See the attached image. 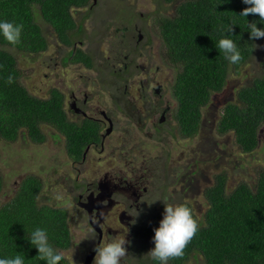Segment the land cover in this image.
<instances>
[{
    "label": "trees",
    "instance_id": "16d2710c",
    "mask_svg": "<svg viewBox=\"0 0 264 264\" xmlns=\"http://www.w3.org/2000/svg\"><path fill=\"white\" fill-rule=\"evenodd\" d=\"M178 2L172 18L157 17L160 31L182 65L175 87L183 130L196 136L203 110L214 94L224 91L229 75L239 73L264 40V0H165ZM89 0H0V139L16 142L24 136L35 144L46 141L45 128L69 138L65 149L80 157L74 147L76 127L68 124L62 94L35 97L21 84L20 62L9 50L24 56L47 51L45 32L35 10L64 43L67 32L77 29L72 10ZM263 74L237 91L218 123L220 135L233 133L244 155L259 145L264 127ZM43 130V131H42ZM224 173L204 192L206 210L196 216L190 204L179 210L183 227L174 244L162 248L171 264L200 259L203 264H264V168L255 185L240 183L229 190ZM3 179L0 174V194ZM43 183L29 176L14 197L0 208V264H68L57 253L67 246L70 232L62 211L41 197ZM202 211V212H203ZM153 257V255L151 256ZM156 263L161 253L155 252Z\"/></svg>",
    "mask_w": 264,
    "mask_h": 264
},
{
    "label": "flooded vegetation",
    "instance_id": "af4514ba",
    "mask_svg": "<svg viewBox=\"0 0 264 264\" xmlns=\"http://www.w3.org/2000/svg\"><path fill=\"white\" fill-rule=\"evenodd\" d=\"M112 2L92 0L91 5L88 2L73 9L78 27L67 32L69 43H64L54 32L62 48L61 61L44 68L46 73L51 72L46 81L55 85L46 97H51L54 90L62 94L68 124L75 126L76 132L81 131L73 145L84 149L78 158L69 156L65 149L67 143L70 145L69 138L57 131L53 133L52 127L45 128L56 145L63 146L69 171L75 176V180L70 179L74 188L71 206L56 209L62 211L71 241L81 244L77 250L84 251L83 264H171L162 248L171 247L183 227L181 205L197 201L201 184L197 182L196 163L199 166V162L205 161L208 165L216 160L220 142L192 147V159L183 152L172 156V137L190 143L197 141L202 126L206 125L205 115L196 136L183 130L175 94L182 65L162 37L158 20L143 13L135 20L119 16L115 19L111 15L98 19V10ZM136 19L143 24H135ZM72 65L93 73L94 81L101 85V96L89 94L74 78H63L68 76ZM80 66L74 70L76 76ZM102 98L109 99L110 105L106 104L109 107ZM219 116L218 112L211 114L213 126L222 136L217 128ZM150 147H158L155 158L148 152ZM99 149L101 153L109 152L97 166H107L110 170L98 178L100 171L94 172L83 185L81 176L92 166V152ZM206 170L202 177L208 173L205 179L208 181L213 177L211 165ZM158 181L162 184L158 185ZM214 181L211 180L213 185ZM159 190L161 206L154 201ZM155 209L166 211L170 220L162 222L164 215H154ZM192 209L197 213L195 207ZM173 226L172 243L165 245L168 228ZM155 252L161 253L160 263H156Z\"/></svg>",
    "mask_w": 264,
    "mask_h": 264
},
{
    "label": "rangeland",
    "instance_id": "374dc122",
    "mask_svg": "<svg viewBox=\"0 0 264 264\" xmlns=\"http://www.w3.org/2000/svg\"><path fill=\"white\" fill-rule=\"evenodd\" d=\"M108 0H99V3H105ZM113 1L109 6L102 7L98 10V19H106L108 16H113L115 19L117 16L123 19L140 17L143 13L145 15L157 17H172L175 15V9L179 3H167L165 0H111ZM92 0H90V5ZM85 10V9H84ZM36 21L38 25L45 32L48 41L50 42L49 51L41 55H32L31 57L24 56L23 53L11 49L9 52L14 55L18 62H20L21 84L31 93L32 95L47 99L46 95L49 91L54 89L55 85H52L46 81L47 74L51 72H45L44 68L50 67L59 63L61 61L60 53L62 48L57 44L56 36L52 27L41 18L40 12L36 8L35 10ZM135 24L141 26L142 21L136 19ZM113 29L110 30V33ZM113 40V39H112ZM59 41V40H58ZM60 42V41H59ZM61 43V42H60ZM256 51L252 59L245 64L240 72H232L229 75L227 85L224 91L220 94H214L211 103L203 110V118H206L205 128L201 129L198 135L197 141H192L191 143L186 141L184 138L172 137V156L177 153L183 152L184 156L192 159L190 151L192 147L196 146H206L212 141L219 140L220 146L218 151V158L216 160L210 161L208 165H211L213 177L208 178V173L205 178L202 174L206 170L207 166L205 161L199 162V166L196 163L197 182L201 184L200 193L196 202L191 205L197 209L196 216H200L204 213L206 208L204 205L207 204L204 197V190L212 186V181L214 177L220 173H224L228 178L227 186L230 191L237 187L242 182H247L251 185H255L261 169L264 168V127L261 129L259 135V145L258 148L249 155H244L235 145V136L233 133L219 136L216 127L213 126L211 114L212 112H218L222 116L223 108L230 102H235L237 100V91L243 86L252 85L253 80L258 78L263 74L262 63L264 59V40L258 41L256 43ZM72 65L69 71H67L68 76L65 78H74L80 86L83 87L85 91L89 94L100 95L102 91L101 85L94 81L93 73L84 69L80 66V70L76 76L75 69L78 68ZM161 67V66H159ZM36 68H42L41 71H35ZM60 68V66L58 67ZM168 70H166V73ZM54 73V72H53ZM79 75H83L84 78H80ZM66 80V79H65ZM59 81V79H57ZM88 84L91 86L89 87ZM57 86V85H56ZM63 89L61 85L58 86ZM124 85L120 86L123 92ZM101 101L106 102L110 105L108 98H102ZM99 100V102H101ZM104 104V103H103ZM106 105L107 107H109ZM219 116V117H220ZM213 127H215L213 129ZM213 129V131H212ZM43 131V130H42ZM44 132V131H43ZM52 132L56 131L52 129ZM46 141L41 144H35L31 142L28 138L24 136L20 137L16 142H6L0 139V174L3 179V189L0 194V208L2 205L8 203L16 194L19 186L29 176H35L43 183L42 196L49 198L48 203L57 209L70 207L73 199V183L70 181L75 180L72 172L69 171L68 161L66 152L63 146L56 145V142L52 140V137L46 134ZM141 153L139 150H137ZM109 151L101 153L100 149L92 152V166L89 167L88 171L83 173L81 176V183L86 185L87 181L94 175V172L100 171L99 175L105 171L110 170L107 166H97L98 161L108 156ZM154 158L158 155L159 150L150 147L148 151ZM107 154V155H106ZM222 156L224 159L222 160ZM184 157V158H186ZM200 157V156H199ZM186 158V159H187ZM103 164V163H102ZM177 165V164H176ZM181 165V163H180ZM88 167V166H86ZM69 178V179H67ZM207 181V182H206ZM215 183V181H214ZM158 185L162 184V181L157 182ZM205 184L204 186H202ZM203 187V189H202ZM157 206L162 205V191H158L156 194ZM204 209V211H203ZM154 215L163 216L162 222L165 220H170L166 214V211L156 212ZM203 211V212H202ZM174 226L168 228L166 236L164 238V244L169 245L173 240ZM82 243V242H81ZM81 245V244H80ZM120 253H124L121 250ZM65 257H68L69 253H63ZM138 259V258H137ZM136 261V259H135ZM187 264H203L200 259H192Z\"/></svg>",
    "mask_w": 264,
    "mask_h": 264
},
{
    "label": "clouds",
    "instance_id": "9594fccd",
    "mask_svg": "<svg viewBox=\"0 0 264 264\" xmlns=\"http://www.w3.org/2000/svg\"><path fill=\"white\" fill-rule=\"evenodd\" d=\"M89 2H90V0H89ZM44 132L46 133L45 130H44ZM69 156H70V154H69ZM43 189H44V187H43ZM42 192H43V190H42ZM42 192H41V194H42ZM41 197H43V196L41 195ZM67 243H68L67 246H63V247L58 246L57 253L59 254V256L61 258H65V260L67 261L68 264H83L84 251L82 249L77 250L80 247V244H78L77 242L71 241V235H70ZM63 253H69L68 257H65V255ZM75 258L77 260H75Z\"/></svg>",
    "mask_w": 264,
    "mask_h": 264
},
{
    "label": "water",
    "instance_id": "95a60500",
    "mask_svg": "<svg viewBox=\"0 0 264 264\" xmlns=\"http://www.w3.org/2000/svg\"><path fill=\"white\" fill-rule=\"evenodd\" d=\"M96 1V0H95Z\"/></svg>",
    "mask_w": 264,
    "mask_h": 264
}]
</instances>
